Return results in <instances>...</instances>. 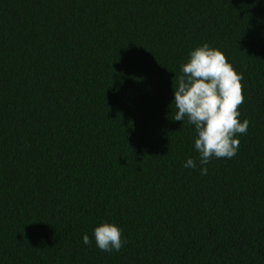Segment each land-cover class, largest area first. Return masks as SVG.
Masks as SVG:
<instances>
[{"label":"trees","instance_id":"1","mask_svg":"<svg viewBox=\"0 0 264 264\" xmlns=\"http://www.w3.org/2000/svg\"><path fill=\"white\" fill-rule=\"evenodd\" d=\"M205 42L248 130L201 175L170 102ZM0 264H264V0H0Z\"/></svg>","mask_w":264,"mask_h":264},{"label":"clouds","instance_id":"2","mask_svg":"<svg viewBox=\"0 0 264 264\" xmlns=\"http://www.w3.org/2000/svg\"><path fill=\"white\" fill-rule=\"evenodd\" d=\"M171 102L175 106L174 121H185L193 128V146L198 153L199 171L212 158H232L238 149L239 135L247 133L248 120H240L238 106L243 103L240 80L222 52L208 43L192 47L179 66ZM197 161L187 157L182 167L197 169ZM122 230L114 222L101 220L92 229V240L103 252L119 251ZM82 243L89 245L88 234Z\"/></svg>","mask_w":264,"mask_h":264}]
</instances>
